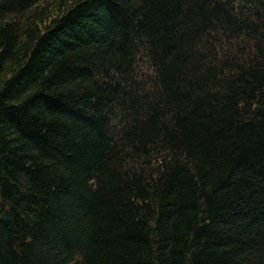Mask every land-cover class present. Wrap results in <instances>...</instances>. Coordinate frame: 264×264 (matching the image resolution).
<instances>
[{
    "label": "trees",
    "instance_id": "trees-1",
    "mask_svg": "<svg viewBox=\"0 0 264 264\" xmlns=\"http://www.w3.org/2000/svg\"><path fill=\"white\" fill-rule=\"evenodd\" d=\"M0 264H264V0H0Z\"/></svg>",
    "mask_w": 264,
    "mask_h": 264
}]
</instances>
